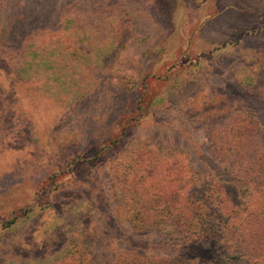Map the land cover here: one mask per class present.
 Returning a JSON list of instances; mask_svg holds the SVG:
<instances>
[{
	"label": "rangeland",
	"instance_id": "rangeland-1",
	"mask_svg": "<svg viewBox=\"0 0 264 264\" xmlns=\"http://www.w3.org/2000/svg\"><path fill=\"white\" fill-rule=\"evenodd\" d=\"M2 3L0 264H22L21 258L34 254L31 247L50 239L54 228L68 234V211L57 216L54 203L70 198L58 200L61 189L85 185L84 177L96 171L99 207H105L93 215L101 235L91 251L103 249L99 264H116L113 256L128 252L144 255L147 262L190 261L191 250L137 222L113 172L136 142L151 152L161 145L172 159L201 171L210 156L208 135L215 125L235 119L233 110L248 109L252 119L264 125V0ZM62 14L70 19L67 29ZM42 28L44 33L38 30ZM81 38L82 45L76 44ZM29 43H45L54 50L53 70L23 69ZM72 54L83 61L75 70ZM60 77L69 81V93L63 97L76 89L89 90L86 99L58 106L52 93L59 89ZM237 78L244 87H238ZM63 87L66 91V84ZM219 108L223 111L218 113ZM125 115V122L139 123V130L129 129L124 136L117 124ZM154 124L158 131H149ZM100 135L122 137L127 144L119 154L101 155L97 165L73 164L76 158L89 160L97 152L100 156ZM71 166L81 173L80 179L68 174ZM73 205L75 213L87 208L84 202ZM109 216L117 229H112L111 219H104Z\"/></svg>",
	"mask_w": 264,
	"mask_h": 264
},
{
	"label": "trees",
	"instance_id": "trees-1",
	"mask_svg": "<svg viewBox=\"0 0 264 264\" xmlns=\"http://www.w3.org/2000/svg\"><path fill=\"white\" fill-rule=\"evenodd\" d=\"M2 2L4 0H0V7ZM67 16L66 20L64 14L61 16L64 17L63 29H67V23L70 22ZM107 18H111V15ZM38 30L44 33L46 29ZM83 40H77L76 44L82 45ZM53 53L54 50L45 43L40 47L34 43L27 44L25 55L28 58L23 69L34 71L38 66L40 69L53 70ZM72 55L75 63H71V70H75L83 61L78 62L77 54ZM47 75L52 77L51 74ZM65 84L66 91L63 87ZM237 85L244 87L239 80ZM58 88L52 93L54 102L65 108L68 104H80L89 93V90L81 92L76 89L66 96V101L62 94L69 93V81L64 82L60 77ZM157 102L155 100V104ZM222 111L223 108L217 110L218 113ZM233 115L236 118L229 123L213 125L214 132L208 135V164H201V171H194L182 165L181 161L172 159V155L161 150V145L151 152L142 143L132 144V152L124 156L125 163L119 164L113 172L114 180L120 182V193L127 209L138 216L136 220L144 228L163 232L167 239L191 250L193 255L188 262L174 258L147 262L144 255L116 253L113 263L264 264V125L254 121L248 109H235ZM126 116L117 124L124 136L129 129L139 130V123L125 122ZM103 125L107 129V124ZM111 128L112 125L109 130ZM158 128L154 124L149 131H158ZM101 135L96 142L103 151L100 156L97 152L92 159L76 158L72 163L77 161L78 164L97 165L101 155L106 158L111 153L119 154L127 144L122 137L112 140L113 137L109 135L106 138ZM71 170L72 166L69 175L76 174L77 178H81L79 171L72 170L70 173ZM98 178L99 173L96 171L84 177L85 185L60 190L58 200L70 198L66 202L56 201L52 209L57 216H63L64 210L68 211L66 221L71 222L68 234L63 228H54L50 239H45L38 247H31L30 251L34 254L30 252L21 258L22 264H99L100 251L103 249L98 247L96 251H91L93 243L101 235L98 221H94L93 216L101 208ZM113 187L112 183L109 189ZM77 201L86 204L87 208L81 213L72 211ZM108 209L105 212L107 215L110 213ZM31 219V216L26 217L24 221ZM104 219H111L114 223L112 229H117L114 217Z\"/></svg>",
	"mask_w": 264,
	"mask_h": 264
}]
</instances>
